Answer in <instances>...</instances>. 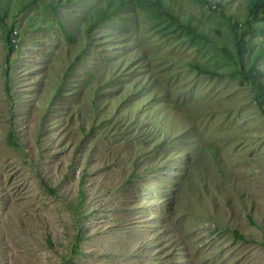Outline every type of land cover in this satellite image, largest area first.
I'll return each mask as SVG.
<instances>
[{
  "label": "rangeland",
  "instance_id": "374dc122",
  "mask_svg": "<svg viewBox=\"0 0 264 264\" xmlns=\"http://www.w3.org/2000/svg\"><path fill=\"white\" fill-rule=\"evenodd\" d=\"M207 1L164 3L231 55L218 12L241 19L248 0ZM100 6L39 0L17 13L8 60L0 26V264H264L251 87L133 0L86 33ZM254 67L264 105V57Z\"/></svg>",
  "mask_w": 264,
  "mask_h": 264
},
{
  "label": "trees",
  "instance_id": "16d2710c",
  "mask_svg": "<svg viewBox=\"0 0 264 264\" xmlns=\"http://www.w3.org/2000/svg\"><path fill=\"white\" fill-rule=\"evenodd\" d=\"M39 0H0V26L2 28V38L6 48V60L14 51L15 45L13 38L16 35L13 25L16 22L17 13L26 11L31 5ZM143 14L150 21L153 28L159 29L163 33L172 32L173 34L185 36L194 45L202 43L204 45H212L223 52V56H227L234 66V71L230 74H239L251 87L253 99L257 102L260 109L264 112L262 103L263 90L262 84H257L261 72L255 70L254 63L264 57V45L253 49L251 40L253 37L259 36L264 40V0H248L246 10L241 19H232L229 15L219 11L218 14L224 20L226 25V36L232 42L231 55L224 52V47L205 31L199 29L191 20H185L175 13L171 8L167 7L164 0H133ZM197 3H207V0H193ZM124 0H105V6L97 8L92 15L89 16V23L86 27L88 33L94 26L100 24L105 19L116 16L121 10ZM50 6V5H49ZM53 8V6H51ZM9 19V21L7 20ZM62 31L64 28L61 27ZM15 34V35H13ZM222 35V33H220ZM212 43V44H211ZM251 51L250 60L245 65V54ZM7 62V61H6ZM188 65L198 74H208L211 76H221L222 73L217 72L214 68L205 66L197 61H189Z\"/></svg>",
  "mask_w": 264,
  "mask_h": 264
}]
</instances>
